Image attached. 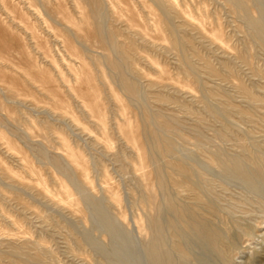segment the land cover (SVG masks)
<instances>
[{
    "label": "rangeland",
    "instance_id": "1",
    "mask_svg": "<svg viewBox=\"0 0 264 264\" xmlns=\"http://www.w3.org/2000/svg\"><path fill=\"white\" fill-rule=\"evenodd\" d=\"M45 1L0 0V253L5 259L1 257L0 264H154L148 254L150 235L143 231L153 212L143 203L148 193L138 174L145 168L142 162L131 163L138 158L136 146L148 147L141 135H145L144 109L151 111L150 128L170 138L174 149L172 155H156L157 162L168 165L179 158L190 164L205 198L223 210L226 220L220 217L213 223L236 236L232 264H264L260 256L264 252V186L259 187L264 182L250 186L210 160L215 153L221 159L241 155L240 137L255 156L264 159V43L253 25L264 22V0H242L238 8L230 0H165L168 6L154 0H129L136 11L127 0H107L104 29L117 27L119 46L126 44V37L132 36L135 42L129 65L119 62L125 64L122 73L137 84L138 100L125 93L120 77L106 65L95 64L94 59L102 58L97 54L101 48L92 43L88 50L83 39L74 41L66 33L63 13L96 30L91 5L86 0H48L58 16L50 15ZM26 17H31L29 25L34 29ZM166 19L176 27L181 41L190 45L184 46L187 67H182L181 55L172 48ZM146 31L153 37L158 34L157 40ZM61 34L74 43L75 55L65 50ZM105 53L112 59L120 56L111 49ZM159 95L166 98H162L165 104L156 101ZM159 112L175 115L176 131L161 127ZM226 126L232 132L228 137ZM130 132L135 145L124 138ZM143 160L146 170L154 173L155 165L147 156ZM156 187L149 198L162 200L160 217L168 227L167 222L176 216L165 205L166 193ZM179 188L171 193L184 201L185 189ZM167 227L165 242L172 248ZM184 237L189 258L184 261L172 251L175 264H223L197 235Z\"/></svg>",
    "mask_w": 264,
    "mask_h": 264
},
{
    "label": "bare ground",
    "instance_id": "2",
    "mask_svg": "<svg viewBox=\"0 0 264 264\" xmlns=\"http://www.w3.org/2000/svg\"><path fill=\"white\" fill-rule=\"evenodd\" d=\"M28 1V0H27ZM80 1V0H79ZM88 2V4L91 5V8H90V13H91V17L93 18V22H94V27L96 30L92 29L89 24L90 23H87L85 26H82V25H79V22H76L75 21V16L72 18V16H70V14L68 13H63V16L65 17L63 21H65L64 25H65V29H66V33L68 36L72 37L74 39V41H79V38L83 39L85 42L82 43L86 46V49L90 50L91 47L90 45L93 43L94 48H101V52H104V53H101V52H98V50H96L95 53H97L98 55L102 56V58L100 57L99 59H94V62L95 64L97 65H101L103 64L104 66L106 65L109 70H110V73L113 74V75H117L120 77V80L122 82V88L125 90V93L127 92V94L131 97V98H134V99H137L138 98V87H137V84L134 82V80L132 81L128 76H126L125 74H123L122 72L125 73V71L122 69V66L123 68L127 65H129V60L132 59L131 56H134L132 54H134V49H133V46H135V42L134 40L132 39V36L131 38H128V41L126 42V44H122L121 46H119V42L117 43L116 39V36L118 33V30H117V27L115 26H110L108 27V32H107V28L104 29L103 27V17L104 16V12L105 10L107 11V9L109 8L106 3L107 0H86ZM129 0H127L128 2ZM155 3H159L161 5H166L165 0H154ZM6 2V0H5ZM52 2V1H50ZM48 0H46L45 2H43V4L48 8L49 10V13L50 15H52L53 13H55L56 15L59 16V12H56L54 7L51 6V3H50ZM113 2V1H112ZM111 2V3H112ZM121 2V1H120ZM229 2V1H228ZM230 2L236 7L238 8L239 5H241L243 2L242 0H230ZM15 3V2H14ZM17 3V2H16ZM26 3V2H25ZM117 3H119L117 1ZM122 3V2H121ZM126 3V2H125ZM129 3V2H128ZM128 3H126L128 5ZM131 3V2H130ZM129 3V4H130ZM167 3V2H166ZM230 3V4H231ZM13 4V3H12ZM69 4V3H68ZM174 4V3H173ZM177 4V2H176ZM14 5V4H13ZM12 5V7H13ZM80 5V4H79ZM126 5V6H127ZM17 6V5H16ZM40 6V5H39ZM78 6V5H77ZM106 6L108 8H106ZM122 6V5H121ZM130 6H133L132 4H130ZM146 6V5H145ZM168 6V5H166ZM186 6V5H185ZM29 7V6H28ZM75 7V6H74ZM123 7V6H122ZM128 7V6H127ZM149 7V6H148ZM151 7V6H150ZM160 7V6H159ZM175 7V6H173ZM184 7V6H183ZM234 7V8H235ZM16 8V7H15ZM31 8V7H29ZM34 8V7H33ZM32 8V10H33ZM76 8V7H75ZM111 8V7H110ZM132 11H136L134 9V6L132 7ZM188 8V7H187ZM233 8V9H234ZM13 9V8H12ZM21 9V8H20ZM19 9V10H20ZM112 9V8H111ZM109 9V10H111ZM114 9V8H113ZM112 9V11H113ZM179 9V8H178ZM9 10V9H8ZM22 10V9H21ZM72 10V9H71ZM184 10V9H183ZM45 11V10H44ZM176 11V10H175ZM174 11V12H175ZM21 12V11H20ZM23 12V11H22ZM75 12V11H74ZM118 12V11H117ZM139 12V11H138ZM234 12L238 13L237 10L234 9ZM18 13V12H17ZM14 12V14H16L17 17H19L18 14ZM71 13V12H70ZM73 13V12H72ZM85 13V12H83ZM149 13V12H148ZM193 13V12H192ZM61 14V12H60ZM81 14V13H80ZM87 14V13H86ZM180 14V13H179ZM190 14V13H189ZM25 15V14H24ZM82 15V14H81ZM116 15V13H115ZM121 15V14H120ZM120 15L118 16V19L120 17ZM134 15L137 16V14H135L134 12ZM134 15H132V18L134 17ZM178 15V12L177 14ZM188 15V14H187ZM22 16V15H21ZM87 16V15H86ZM106 16V15H105ZM112 16V15H111ZM22 17H25V16H22ZM80 17V16H79ZM85 17V16H84ZM89 16H87L88 18ZM114 17V16H113ZM14 18V17H13ZM16 18V17H15ZM26 18H29V17H26ZM31 18V17H30ZM29 19H26V23L29 25ZM82 18V17H81ZM86 18V17H85ZM87 18H86V21H87ZM117 18V16H116ZM140 18V17H138ZM203 18V17H202ZM18 19H21V18H18ZM25 19V18H23ZM90 19V18H88ZM134 19V18H133ZM80 19L78 18V21ZM23 21V20H21ZM89 21V20H88ZM136 21V20H135ZM160 21V20H159ZM168 25H169V28H168V32H169V35L171 37V43H172V48L177 51L178 54L181 55V58H182V62L180 63L182 65V67H185L186 65H189V57L186 56V53H184V46L187 45V46H190L188 45V42L187 41H181V39L178 37V31L176 29L175 26H172L168 21L167 19L164 20ZM197 21V20H196ZM30 22L32 23V21L30 20ZM113 21H111L112 23ZM143 22V21H142ZM198 22V21H197ZM262 22V21H261ZM78 23V24H77ZM141 23V22H140ZM164 23V22H163ZM164 24V25H167V24ZM189 23V22H188ZM254 23V22H253ZM264 23V22H263ZM263 23H254V27H255V31L256 33L258 34V37L261 39L260 41L264 43V24ZM21 24V23H20ZM155 24V23H154ZM199 24V23H198ZM137 25V24H136ZM143 25V23H142ZM245 25V24H244ZM146 26V25H144ZM200 26V25H199ZM203 26V25H202ZM139 27V26H138ZM155 27V26H154ZM197 27V26H196ZM221 27V26H220ZM29 28H33L31 26V24L29 25ZM143 28V27H142ZM140 28V29H142ZM219 28V27H218ZM247 28V27H246ZM34 29V28H33ZM32 29V30H33ZM133 29V28H132ZM139 29V30H140ZM144 29V28H143ZM142 29V31H144ZM155 29V28H154ZM158 29V28H157ZM200 29L202 30V28L200 27ZM135 30H137L135 28ZM148 30V29H147ZM159 30V29H158ZM95 31V33H94ZM123 31V30H122ZM121 31V32H122ZM141 31V32H142ZM157 31V30H156ZM197 31V30H196ZM200 31V30H199ZM32 32V31H31ZM39 32V31H38ZM147 32V31H146ZM217 32V31H216ZM129 33V31H128ZM134 33V32H133ZM139 33V32H138ZM151 32H147L146 34L150 35ZM159 33V32H158ZM167 33V31H166ZM145 34V33H143ZM220 34V33H219ZM233 34V33H232ZM120 35V34H119ZM125 35V33H123V36ZM158 34L154 35H150V37H152V40H157L156 39V36ZM135 36V35H134ZM142 36V35H140ZM211 36V35H210ZM214 35H212L211 37H213ZM145 37L142 36V38ZM150 37L149 39L145 38L146 40H150ZM163 37V35L161 36V38ZM185 37V36H184ZM76 38V39H75ZM124 38V39H126ZM139 38V37H138ZM142 38H139L140 41H142L141 39ZM126 39V40H127ZM167 39V38H166ZM184 39V38H183ZM216 39V38H215ZM219 39V38H218ZM37 40V39H36ZM61 40H62V43H63V46L65 48V50L67 52H69L70 55H75V50H74V43L72 41H69L67 40L62 34H61ZM163 39H161L162 41ZM45 41V40H44ZM47 41V40H46ZM170 41V40H169ZM191 41V40H190ZM221 41V40H220ZM152 42V41H151ZM155 42V41H153ZM187 44H186V43ZM5 43V42H4ZM125 43V42H124ZM137 43V42H136ZM223 43V41H222ZM226 43V42H225ZM121 44V42H120ZM156 44V43H155ZM193 44V43H192ZM221 44V42H220ZM224 44V43H223ZM40 45V44H39ZM139 45V44H138ZM38 46V45H37ZM147 46H149L147 44ZM146 46V47H147ZM151 46V45H150ZM197 46V45H196ZM140 47V46H139ZM192 47V46H191ZM136 48V47H135ZM148 48V47H147ZM197 48V47H196ZM111 50H115L116 52H119L118 54H120L119 58H114L112 59L113 57H111L110 52H108L107 54L105 53V50L106 51H110ZM191 49V48H190ZM193 49V48H192ZM104 50V51H103ZM93 51V49H92ZM112 52V51H111ZM187 52V51H186ZM196 52V51H195ZM90 53V52H89ZM94 53V54H95ZM137 53V52H136ZM188 53V52H187ZM106 54V56L104 55ZM139 54V53H138ZM79 55V54H78ZM109 55V56H108ZM115 55V54H114ZM144 55V54H143ZM93 56V55H92ZM96 56V55H95ZM98 57V56H97ZM111 57V58H110ZM205 57V56H204ZM144 58V57H143ZM122 59L124 62H123V65L121 66V63L119 61H122L120 60ZM142 59V58H141ZM144 60V59H143ZM83 61V60H82ZM133 61V60H131ZM179 61V60H178ZM136 62V60L134 61ZM176 62V61H175ZM82 63V62H81ZM179 63V62H178ZM201 63V62H200ZM131 64V63H130ZM79 65V64H78ZM83 65V64H82ZM85 65V63H84ZM94 65V64H93ZM92 65V66H93ZM95 65V66H96ZM97 65V66H98ZM125 65V66H124ZM134 65H136L134 63ZM94 66V67H95ZM229 66V65H228ZM80 67V66H79ZM181 67V68H182ZM187 67V66H186ZM210 67V66H208ZM97 68V67H96ZM100 69V66L98 67ZM97 68V69H98ZM104 68V67H103ZM132 68H133V63H132ZM131 68V69H132ZM206 68V67H205ZM79 69V68H78ZM88 69V68H87ZM96 69V70H97ZM135 69V68H134ZM212 69V68H210ZM25 70V69H24ZM84 70V68L82 69ZM103 70V69H102ZM101 70V72H102ZM108 70V71H109ZM123 70V71H122ZM141 70V69H140ZM202 70V68H201ZM204 70V69H203ZM26 71V70H25ZM24 73H27L25 72ZM92 71V70H91ZM214 71V70H213ZM212 71V72H213ZM95 72V71H94ZM97 72V71H96ZM135 72V71H134ZM225 72V71H224ZM81 73V72H80ZM84 73H86L84 71ZM136 73V72H135ZM110 74V75H111ZM222 74V73H221ZM79 75V74H78ZM82 75V74H81ZM86 75V74H85ZM100 75V76H99ZM99 78L101 77L102 73H99ZM230 75V74H229ZM80 76V75H79ZM87 76V75H86ZM90 76V75H89ZM95 75V77H97ZM206 76V75H205ZM208 76V75H207ZM83 77V75L81 76ZM88 77V76H87ZM92 77V76H91ZM103 77V76H102ZM112 77V76H111ZM110 77V79H111ZM2 77H0L1 79ZM113 78V77H112ZM196 78V77H195ZM108 79H109V75H108ZM194 79V78H193ZM223 79V78H222ZM84 80V79H83ZM103 80H104V77H103ZM90 81V80H88ZM98 81V80H97ZM106 81V80H105ZM112 81V80H111ZM196 81V80H195ZM199 81V80H197ZM56 82V81H55ZM91 82V81H90ZM102 82V81H101ZM108 82V81H106ZM57 83V82H56ZM138 83V82H137ZM99 84L100 81H99ZM102 84L106 85L107 87L109 86V84L107 85L105 82H102ZM100 85V86H103V85ZM183 84V83H182ZM193 84V83H192ZM196 82L194 83V86H195ZM10 85V84H9ZM110 85H111V82H110ZM163 85V84H162ZM198 85V84H197ZM1 86V85H0ZM3 86V84H2ZM24 86V84H23ZM17 87V86H16ZM104 86V88H107ZM110 87V86H109ZM244 87V86H243ZM2 87H0L1 89ZM112 89V87H110ZM121 88V89H122ZM163 88V87H162ZM3 89H5L3 87ZM87 89V88H86ZM154 89V88H152ZM189 89V88H187ZM248 88L246 87L245 90H247ZM89 90V89H88ZM86 90V91H88ZM107 90V89H105ZM208 90V89H207ZM108 91V90H107ZM156 91V90H155ZM170 91V90H169ZM91 92V91H90ZM89 92V93H90ZM111 92V91H109ZM114 92V91H113ZM189 92H190V89H189ZM193 92V91H192ZM191 92V93H192ZM115 93V92H114ZM111 94V93H110ZM154 94V93H153ZM161 94V93H160ZM177 94V93H175ZM87 95V94H86ZM117 95V94H116ZM158 95V94H157ZM190 95V94H189ZM257 95V94H256ZM107 96V95H106ZM162 96V95H161ZM173 96V95H172ZM176 96V95H175ZM174 96V97H175ZM193 96V95H191ZM87 97V96H86ZM158 97V96H157ZM160 97V95H159ZM91 98V97H90ZM118 98V97H116ZM153 98V97H152ZM161 98V97H160ZM157 98L156 101H162V98H165L164 96H162V98ZM192 98V97H191ZM253 98V97H252ZM84 99V98H83ZM93 99V98H92ZM112 99V98H111ZM160 99V100H158ZM166 99V98H165ZM80 100V99H79ZM89 100V99H88ZM119 100V99H118ZM138 100V99H137ZM175 100V99H174ZM256 100V99H255ZM113 101V100H112ZM155 101V100H154ZM90 102V100H89ZM114 102V101H113ZM118 103L120 102L117 101ZM122 102V101H121ZM162 102H164L165 104V101L163 100ZM168 102V101H167ZM173 102V101H172ZM79 103V102H78ZM91 103V102H90ZM89 103V104H90ZM93 103V102H92ZM156 103V102H154ZM176 103V102H175ZM116 104V103H114ZM125 104V103H124ZM141 104V103H140ZM159 104V103H158ZM162 104V103H161ZM251 104V103H250ZM80 105V103H79ZM122 105V104H121ZM178 105V104H177ZM198 105V104H197ZM209 105V104H207ZM261 105V104H260ZM127 106V105H126ZM116 107V105H115ZM125 107V106H124ZM158 107V106H157ZM189 107V106H187ZM219 107V106H218ZM179 108V107H178ZM83 109V108H82ZM85 109V108H84ZM122 109V108H121ZM127 109V108H125ZM143 109V108H142ZM69 110V109H68ZM116 110L117 107H116ZM187 110V109H186ZM189 110V109H188ZM211 110V108H210ZM83 111V110H82ZM127 111V110H126ZM159 111V110H157ZM245 111V110H244ZM149 112V110H148ZM146 111V109H144V113H143V124H144V128L142 130V132L145 130V135H144V132L142 135V139L145 141V143L147 144V149L145 148L144 145L138 147V158L136 160H133L131 163L135 164V166L137 165V163H140L142 162L143 164V168H145L142 173L138 174L140 175V178L142 179V182L144 184V187L146 189V196L144 197L143 199V203L146 205H149L150 206V210L153 211L151 212V217H147L148 221L143 224V231H145L148 235H150V241H149V253L150 254V257H151V260L153 261L154 264H175L177 262H175L176 258H174V255L172 254V251H176L177 254H179V257L181 256L184 259L186 258H189V254L186 250V248L184 247V239H185V235H189L190 233H194V235H197L198 238L197 239H201V242L203 241V245H206L211 251H213V253L215 252V254L218 256L219 260L223 263V264H232L233 262V259L234 257L236 256V251H237V247H235V243H236V236L233 235V234H230L229 231L230 229H226L225 228V231H222V230H219L218 228H216L215 224L217 223L214 219L216 218H220V219H223V220H226V217H222L221 215L223 214V210H221L219 207H216L213 205L214 202L208 200L205 198L202 190L200 189V187L196 184L195 180H194V170L193 168L190 166V164H188L187 162L183 161L182 159H173L172 162H169L168 165H164L163 163H158L157 162V156L156 155H161V156H166V155H172L174 152H173V147L172 145L170 144L169 141L170 138H168L169 136H167V138L169 139H165L163 137H166V136H160L158 134V132L154 131L153 129H151L150 127V116H149V113H151V111L148 113ZM161 112V111H160ZM159 112V113H160ZM164 112V111H163ZM191 112V111H190ZM188 112V113H190ZM194 113V111H192ZM220 112V111H219ZM71 114V112H68ZM88 113V112H87ZM117 113V112H116ZM125 113V112H124ZM141 113V112H140ZM158 113V112H157ZM249 113H251L249 111ZM89 114V113H88ZM128 113H126L125 115H127ZM130 114H131V111H130ZM156 114V112H155ZM161 114V113H160ZM159 114V116L161 117V122H160V125L162 128H164V130L166 129L167 131H176L177 128H178V119L175 118V115H173L174 117H167V114L166 116L162 113L161 115ZM171 114V113H170ZM191 114V113H190ZM216 114V113H215ZM91 115V114H90ZM89 115V116H90ZM114 115V114H112ZM152 115V114H151ZM154 115V114H153ZM246 115V113H245ZM134 116V115H133ZM178 116V115H177ZM251 116V115H250ZM117 118V116H115ZM142 117V116H141ZM187 117V116H186ZM230 117V116H229ZM248 117V116H247ZM252 117V116H251ZM77 118V117H76ZM90 118V117H89ZM120 118V117H118ZM135 118V117H134ZM203 118V117H202ZM78 119V118H77ZM91 119V118H90ZM108 119V117H107ZM115 119V118H114ZM114 119H113V122H114ZM125 119V118H123ZM142 119V118H141ZM138 120V119H137ZM155 120V119H154ZM159 120V119H158ZM199 120H202L201 118ZM215 120V119H214ZM239 120V119H238ZM122 121V120H121ZM129 123V120H127ZM131 121V120H130ZM135 121V120H134ZM197 121V120H196ZM79 122V121H78ZM94 122H95V119H94ZM122 122H125V121H122ZM77 123V122H76ZM116 123V122H115ZM135 123V122H133ZM140 123V122H139ZM262 123V122H261ZM47 124V123H46ZM45 124V125H46ZM95 124V123H94ZM96 124H99V123H96ZM113 124V123H112ZM81 125V124H80ZM122 125V124H121ZM127 125V124H126ZM132 125V124H131ZM50 126V125H48ZM98 126V125H96ZM95 126V127H96ZM101 126V125H100ZM112 126V125H111ZM120 126V125H119ZM140 126V125H139ZM138 126V127H139ZM47 127V126H46ZM109 127V126H107ZM107 127H106V130H107ZM116 127V126H114ZM129 127V125H128ZM121 128V127H120ZM119 128V130H120ZM103 129V127H102ZM126 129V128H125ZM124 129V131H125ZM139 129V128H138ZM142 129V128H141ZM51 130V129H50ZM52 130H56V129H52ZM114 130V129H113ZM116 130V129H115ZM118 130V129H117ZM133 130V129H132ZM234 131V130H233ZM117 132V131H116ZM136 132V131H135ZM140 132V131H139ZM139 132H136V133H139ZM210 132V131H209ZM229 132H231V129L230 127H225V130H224V133H225V136L228 137L227 135L229 134ZM123 133V132H122ZM232 133V132H231ZM230 133V134H231ZM121 134V133H119ZM140 135V134H139ZM117 136V135H116ZM145 136V137H144ZM101 137V135H100ZM138 137V136H137ZM141 137V136H140ZM233 137V135H232ZM239 137V136H238ZM107 138V137H106ZM118 138V137H117ZM120 138H122V136H120ZM119 138V139H120ZM124 138L127 139V141L129 142H132L134 145L136 143V139L134 138V134H131L130 133H127L126 135H124ZM237 138V137H236ZM101 139V138H99ZM103 139V138H102ZM105 139V137H104ZM238 139V138H237ZM121 140V139H120ZM140 141V139H139ZM138 141V142H139ZM123 142V141H122ZM173 142V141H172ZM103 144V143H102ZM109 144V143H108ZM225 144V143H224ZM238 146L239 148L243 151V153L239 156H236V157H231V158H225V159H221V156L217 153L213 154L212 156H210V160L213 162V163H220L221 166L227 171V172H230L232 173L234 176L236 177H239L241 178L242 180H244L248 185L250 186H254L256 187L258 185V183L260 182H264V159H260L258 156H255L251 150L248 149L247 145H246V142L244 141V138L243 137H240L238 139ZM127 145V144H126ZM140 145V144H139ZM102 146V145H101ZM174 146V144H173ZM175 148V146H174ZM122 149V148H121ZM173 149V150H172ZM9 150V149H8ZM257 153V152H256ZM127 154V153H126ZM22 156V155H21ZM130 157V155H128ZM143 156L144 158H148V162L151 163V165H155V169H154V173L150 172V170H146V166L144 165V160H143ZM23 157V156H22ZM26 157V156H25ZM122 157V156H121ZM61 158V157H60ZM59 158V159H60ZM134 159V157H133ZM58 160V159H57ZM64 160V159H63ZM128 160V159H127ZM132 160V159H131ZM166 160V159H165ZM164 160V161H165ZM69 161V160H68ZM130 161V159H129ZM60 161H58L57 163L59 164ZM144 162V163H143ZM168 162V161H167ZM56 163V164H57ZM67 163V162H66ZM167 164V163H166ZM69 165V163H68ZM104 165V164H103ZM72 166V165H71ZM74 167V166H72ZM130 167V165H129ZM151 167V166H150ZM154 167V166H153ZM132 168H134L132 166ZM137 168V167H136ZM142 168V166H141ZM142 168V169H143ZM167 168H170V172L167 171ZM142 169H136V171H140ZM151 169V168H150ZM72 170V169H71ZM70 170V171H71ZM132 170V169H131ZM13 173V172H12ZM74 173V171H73ZM78 173V172H77ZM137 173V172H136ZM68 175V174H66ZM87 175V174H86ZM70 176V175H68ZM71 177V176H70ZM87 177V176H86ZM85 177V178H86ZM76 178V177H75ZM67 179H69L67 177ZM71 180V179H70ZM39 182V180H37ZM56 181V180H55ZM222 181V180H221ZM56 183V182H55ZM70 183V182H69ZM89 184H92L91 182ZM102 186L105 185V184H101ZM155 185L157 186L156 188H159V189H162V191H164L166 193V196L164 197V202H165V205L167 206V208L174 213V215L176 216L174 220L170 221V222H167L169 223V226L167 227L168 230L171 232L170 234L172 235V248H168V245H167V242H165V231H166V227L165 225L162 223V220H161V217H160V211H161V207H160V204L162 202V200L160 198H158L156 201H152L150 200L149 198V192L152 191V189L155 187ZM262 185V183H261ZM88 186V185H87ZM101 186V187H102ZM111 186V185H110ZM264 185L262 186H259V187H263ZM105 187V186H103ZM113 187V185H112ZM117 187V186H116ZM143 187V188H144ZM178 188V187H183L185 189V195H184V201H179L177 199L176 196H174L171 191L175 190L174 188ZM179 188V189H180ZM144 189V190H145ZM67 191H68V188H67ZM183 191V190H182ZM87 192V190H86ZM111 194H113L114 192L111 190V187H110V191H109ZM158 192V191H157ZM154 194V193H153ZM157 194V193H156ZM236 194V193H235ZM156 198V197H155ZM215 199V198H214ZM60 200V199H59ZM66 201V200H64ZM212 202L213 204L211 205L210 202ZM254 204V203H253ZM144 208V207H143ZM148 209V208H147ZM145 210H146V207H145ZM120 211V210H119ZM156 212V213H155ZM149 213V212H148ZM155 213V214H154ZM224 214H225V211H224ZM138 216V215H137ZM171 216H172V213H171ZM145 217V216H144ZM229 218V216H228ZM173 219V218H172ZM230 219V218H229ZM228 220V223L230 222V220ZM119 220V219H118ZM217 220V219H216ZM222 220V221H223ZM216 222L215 224L213 222ZM221 221V220H220ZM15 222V221H14ZM145 222V221H144ZM227 222V221H226ZM220 223H223V222H220ZM225 223V221H224ZM215 227H214V226ZM217 225V224H216ZM221 225V224H219ZM224 224H222L223 226ZM227 225V224H226ZM230 225V224H229ZM20 226V225H19ZM221 226V227H222ZM228 226V225H227ZM227 226H224V227H227ZM231 226V225H230ZM229 227V226H228ZM238 229V228H237ZM167 230V231H168ZM232 230V229H231ZM5 232V231H3ZM141 234H144V233H141ZM238 243V242H237ZM167 245V246H166ZM239 248V247H238ZM209 250V251H210ZM175 253V252H174ZM214 254V255H215ZM191 255V254H190ZM260 256H264V252L261 253ZM2 257L1 253H0V258ZM176 257V256H175ZM216 257V256H215ZM3 258V257H2ZM4 259V258H3ZM217 259V258H216ZM260 259V258H259ZM5 260V259H4ZM30 260V259H29ZM39 260V259H38ZM179 260V259H178ZM190 260V259H189ZM185 261V260H184ZM183 261V262H184ZM219 261V262H220ZM261 261H262V258H261ZM260 262V261H259ZM210 264V263H209ZM257 264V262H256Z\"/></svg>",
    "mask_w": 264,
    "mask_h": 264
}]
</instances>
